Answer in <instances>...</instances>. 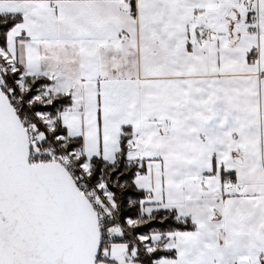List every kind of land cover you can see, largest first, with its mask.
I'll use <instances>...</instances> for the list:
<instances>
[{
    "label": "snow or ice",
    "instance_id": "6c2138e0",
    "mask_svg": "<svg viewBox=\"0 0 264 264\" xmlns=\"http://www.w3.org/2000/svg\"><path fill=\"white\" fill-rule=\"evenodd\" d=\"M0 264H264V0H0Z\"/></svg>",
    "mask_w": 264,
    "mask_h": 264
}]
</instances>
